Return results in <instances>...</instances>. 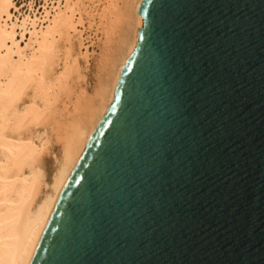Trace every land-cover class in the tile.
<instances>
[{
    "label": "water",
    "instance_id": "water-1",
    "mask_svg": "<svg viewBox=\"0 0 264 264\" xmlns=\"http://www.w3.org/2000/svg\"><path fill=\"white\" fill-rule=\"evenodd\" d=\"M140 15L30 264H264V0Z\"/></svg>",
    "mask_w": 264,
    "mask_h": 264
},
{
    "label": "bare ground",
    "instance_id": "bare-ground-1",
    "mask_svg": "<svg viewBox=\"0 0 264 264\" xmlns=\"http://www.w3.org/2000/svg\"><path fill=\"white\" fill-rule=\"evenodd\" d=\"M15 1L0 0V264L31 263L144 25L142 0H45L29 14Z\"/></svg>",
    "mask_w": 264,
    "mask_h": 264
},
{
    "label": "rangeland",
    "instance_id": "rangeland-1",
    "mask_svg": "<svg viewBox=\"0 0 264 264\" xmlns=\"http://www.w3.org/2000/svg\"><path fill=\"white\" fill-rule=\"evenodd\" d=\"M45 0H16L15 4L21 9V14H29V5L31 3L33 4V9L34 10H38L40 8V6H42L44 4ZM23 7V8H22ZM100 39V40H99ZM99 39L97 40L94 39V45L91 47L90 46V52L92 53L93 57L91 60V67L89 70V74H88V81L89 83L93 86L95 83V76L97 74V68H96V60L99 58L100 53H101V47L103 46V38L99 35ZM102 39V41H101ZM100 43V44H99ZM76 51L78 50V47H76L75 49ZM48 171H49V175L50 177L52 176V171L51 170V164L48 163Z\"/></svg>",
    "mask_w": 264,
    "mask_h": 264
}]
</instances>
